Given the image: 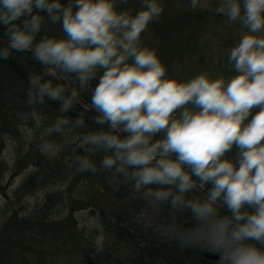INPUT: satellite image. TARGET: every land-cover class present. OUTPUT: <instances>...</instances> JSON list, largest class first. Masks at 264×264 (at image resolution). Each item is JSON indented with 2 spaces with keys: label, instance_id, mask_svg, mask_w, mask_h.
Here are the masks:
<instances>
[{
  "label": "clouds",
  "instance_id": "obj_1",
  "mask_svg": "<svg viewBox=\"0 0 264 264\" xmlns=\"http://www.w3.org/2000/svg\"><path fill=\"white\" fill-rule=\"evenodd\" d=\"M136 2L0 0V60L27 51L44 66L28 74L26 105H58L46 132L75 146L70 167L128 185L146 230L216 264H264V0H216L244 29L227 51L230 73L188 77L144 43L162 0ZM47 24L61 34H42ZM85 92L83 111L66 115Z\"/></svg>",
  "mask_w": 264,
  "mask_h": 264
},
{
  "label": "trees",
  "instance_id": "obj_2",
  "mask_svg": "<svg viewBox=\"0 0 264 264\" xmlns=\"http://www.w3.org/2000/svg\"><path fill=\"white\" fill-rule=\"evenodd\" d=\"M162 2L164 10L161 17L157 22L150 24L142 36L146 45L152 47L157 43L160 46L161 54L158 56L172 74L175 70L172 67L175 59L184 54L188 55L196 43L203 42L204 31L201 30L214 20H219L220 16L212 13H174L166 0ZM128 7L135 8L139 5L136 0H130ZM44 33L61 34L59 25L50 24L42 29V34ZM0 39H4L2 29ZM43 68L44 66L35 61L27 51L13 52L7 60H0V183L5 173L2 154L11 143L15 147L17 163L26 160L35 167L23 181L18 190L19 195L32 194L39 189L55 186L58 189L53 195L48 196L40 210L18 221L19 227L28 233H34L36 230H42L44 226L51 225L49 220L53 208L65 203L67 195L74 192L79 193L78 196L72 195L79 205L91 209L92 214L99 216L101 221L99 228L104 239L102 249L96 252L95 248H91L92 253L85 254L83 264H216V261L206 259L204 256L210 251L200 247H181L176 241L161 239L151 229L146 230L137 223L134 218L139 214L143 202L138 200L128 185L121 184L116 187L110 184L108 173L102 170L96 173H76L70 167L69 161L75 154V146L65 143L64 137L59 133L46 132L50 129L55 116L59 114L58 105L49 102L46 105L29 108L25 103L29 72L33 70L39 72ZM87 98V92L81 95L85 102ZM81 111L83 107L77 104L66 115L74 117ZM85 118L87 119V116ZM87 123L95 127L90 120ZM44 144L49 145L47 150L43 148ZM57 146H61V151H56ZM78 151L76 149V152ZM99 158L93 157L97 164ZM86 184L92 187L100 185L104 193L114 199L130 200L131 207L136 213H117L113 210L108 212L106 208H99L89 195L85 196L82 193V188ZM95 190L98 191L97 188ZM195 194L200 195L198 192ZM68 222L70 220L62 221L61 224ZM62 232L69 239H75L65 229Z\"/></svg>",
  "mask_w": 264,
  "mask_h": 264
},
{
  "label": "rangeland",
  "instance_id": "obj_3",
  "mask_svg": "<svg viewBox=\"0 0 264 264\" xmlns=\"http://www.w3.org/2000/svg\"><path fill=\"white\" fill-rule=\"evenodd\" d=\"M166 3L174 13H212L220 16L219 20H214L201 30L204 31L203 42L196 43L188 55L175 59L172 63L174 71L184 77L200 71L228 75L230 67L227 64V51L244 29L215 12L216 0H201V5L195 9L191 7L189 0H166ZM205 34H209L207 38ZM152 47L158 55L161 54L157 43ZM1 159L5 164V173L0 183V264H83L85 254L92 253L91 248H95L96 252L102 249L104 239L99 228V216L77 203L72 195L78 196L79 193L67 195L64 205L53 208L49 220L51 225L34 233L21 229L18 221L40 210L48 196L58 189L55 186L19 195V188L35 167L26 160L17 163L15 147L11 143ZM96 188L101 189L100 185L92 187L86 184L82 193L89 195L99 208H106L108 212L136 213L130 200L114 199L102 189L101 192L96 191ZM65 220L70 222L61 224ZM63 229L75 239H69L62 232Z\"/></svg>",
  "mask_w": 264,
  "mask_h": 264
},
{
  "label": "water",
  "instance_id": "obj_4",
  "mask_svg": "<svg viewBox=\"0 0 264 264\" xmlns=\"http://www.w3.org/2000/svg\"><path fill=\"white\" fill-rule=\"evenodd\" d=\"M0 40H2V39H0ZM60 82L61 83H66L67 81H60ZM81 101H83V103H81L79 105L84 107V103H87V102H85L83 99H81ZM98 191L101 192V189H98ZM204 256H205L206 259L213 260V261H217V259H218V256L216 254L211 253V252L205 253Z\"/></svg>",
  "mask_w": 264,
  "mask_h": 264
}]
</instances>
